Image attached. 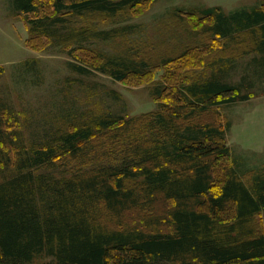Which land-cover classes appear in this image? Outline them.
I'll return each instance as SVG.
<instances>
[{
	"label": "rangeland",
	"instance_id": "374dc122",
	"mask_svg": "<svg viewBox=\"0 0 264 264\" xmlns=\"http://www.w3.org/2000/svg\"><path fill=\"white\" fill-rule=\"evenodd\" d=\"M19 1L0 0V115L10 120L19 148L56 144L65 129L97 124L99 116L123 118L110 129L95 126L94 136L80 142L76 153L37 173L70 178L124 165L146 148L171 152L180 140L187 142L185 124L209 123L223 132L221 144L229 148V155L214 164V192L229 168L251 188L264 177L259 30L244 28L224 37L209 29L215 15L261 11L264 0H143L117 13L57 9L52 0L34 1L27 12ZM207 9L215 13L204 14ZM128 67L135 72L123 80L112 74ZM207 82L229 85L235 101L205 111L188 108L181 94ZM159 115L171 116L177 125L161 128ZM168 206L161 198L154 214ZM149 213L134 212L129 220ZM255 221L264 229V213ZM50 261L40 255L31 264Z\"/></svg>",
	"mask_w": 264,
	"mask_h": 264
},
{
	"label": "trees",
	"instance_id": "16d2710c",
	"mask_svg": "<svg viewBox=\"0 0 264 264\" xmlns=\"http://www.w3.org/2000/svg\"><path fill=\"white\" fill-rule=\"evenodd\" d=\"M34 1L38 0L19 3L28 12ZM52 1L57 9L117 13L143 0H81L68 5L65 0ZM214 13L204 11L208 16ZM254 27L264 53V10L232 18L219 13L209 29L227 37L230 31ZM134 72L128 67L112 74L123 80ZM232 91L227 84L207 82L188 87L181 96L188 108L205 111L234 102ZM159 117L161 128L177 125L171 116ZM97 118V124L65 129L56 144L26 149L19 148L10 120L0 115V264H31L40 255L50 258L48 264H264V229L255 221L264 213V177L251 188L229 168L214 192V164L229 155L217 126L185 124L186 143L180 140L171 152L146 148L124 165L70 178L37 173L60 156L76 153L80 142L94 136L95 126L110 129L123 120ZM1 166L13 172L3 174ZM161 198L169 206L157 215L153 208ZM139 211L150 213L131 223L129 216Z\"/></svg>",
	"mask_w": 264,
	"mask_h": 264
},
{
	"label": "bare ground",
	"instance_id": "6f19581e",
	"mask_svg": "<svg viewBox=\"0 0 264 264\" xmlns=\"http://www.w3.org/2000/svg\"><path fill=\"white\" fill-rule=\"evenodd\" d=\"M257 215V214H256Z\"/></svg>",
	"mask_w": 264,
	"mask_h": 264
}]
</instances>
